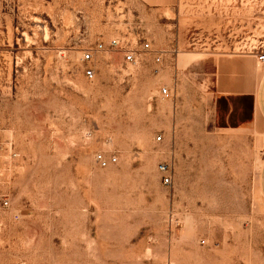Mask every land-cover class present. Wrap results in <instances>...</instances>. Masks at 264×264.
<instances>
[{
    "label": "rangeland",
    "instance_id": "1",
    "mask_svg": "<svg viewBox=\"0 0 264 264\" xmlns=\"http://www.w3.org/2000/svg\"><path fill=\"white\" fill-rule=\"evenodd\" d=\"M226 3L264 44V0H0V264H264V127L218 92L262 62L213 43Z\"/></svg>",
    "mask_w": 264,
    "mask_h": 264
},
{
    "label": "crops",
    "instance_id": "2",
    "mask_svg": "<svg viewBox=\"0 0 264 264\" xmlns=\"http://www.w3.org/2000/svg\"><path fill=\"white\" fill-rule=\"evenodd\" d=\"M163 7L170 8L174 6L176 3H181V0H161ZM247 3L243 1L240 3L238 8H243ZM230 7L231 11L236 8L233 3H226V5H215L213 9V17L210 21L211 31H215L213 33V43H219L223 45H229L231 47V51L236 54H242L237 52L235 47L239 44L237 40L226 39L221 34L223 31L225 35L228 32H232L235 28L233 22L236 21L235 18L230 15H225L227 9ZM220 9V10H219ZM224 10V11H222ZM214 19V21H213ZM239 27L244 29V25L248 26V19H243ZM200 23L202 20H199ZM233 21V22H232ZM238 27V25H236ZM238 30V29H237ZM219 37V38H218ZM224 39V40H223ZM228 39V40H227ZM222 41V42H220ZM215 46V44H214ZM253 57V56H251ZM255 57V56H254ZM252 59L249 57H244L241 55H232L229 61L228 66L226 67V71L230 73V77L227 79H222L218 81L219 93L221 96L225 97L228 101L229 108L231 109L230 115L236 116L237 124H231L230 119L228 120V127L226 130H234V131H251L250 129L254 125V119H258L259 122L262 123L264 127V61L262 62L261 67H254L251 69V65H249ZM250 67V68H249ZM251 100L252 103V113L250 116L245 117L244 115V105ZM234 121V120H233ZM254 135V134H253ZM264 135V129H263ZM258 139V136L253 137V141ZM263 152V150H262ZM257 187L260 193L261 198L264 201V154L262 153V160L260 163L258 177H257Z\"/></svg>",
    "mask_w": 264,
    "mask_h": 264
},
{
    "label": "built area",
    "instance_id": "3",
    "mask_svg": "<svg viewBox=\"0 0 264 264\" xmlns=\"http://www.w3.org/2000/svg\"><path fill=\"white\" fill-rule=\"evenodd\" d=\"M235 20L236 21H234V22L232 21V22L234 24L238 25V27H236V25H235V28H237L238 30L234 29L232 32H228L226 35L227 38L228 39L231 38L234 41L237 40L239 42V44L235 47L237 52H240L242 54H253V55H256L260 61H264V44H262V43L259 45L252 44L250 41V38L254 37L253 35H251L252 33H250L248 31V28L246 27V25H244L245 26L244 29H241V27H239L242 20H240V19H235ZM248 35H251V36H248ZM100 48H102V45L98 46V49H100ZM145 48L147 50L150 49V45L146 44ZM95 50L94 49L86 50L83 54V60H85V61L91 60L93 58V53ZM162 56H163V53L162 54L156 53V57H155L156 62L160 63L162 60ZM125 60L127 62H133L135 60L134 53L132 51L128 52L126 54ZM85 76L88 79H93L95 76L94 69L91 67L86 68L85 69ZM161 95L163 96V98L168 99L171 97V90L167 87H163L161 89ZM263 154H264V148H263ZM97 159H98L99 163L104 167L107 166L109 163V161H107V159H105V157H103L102 154H99L97 156ZM111 161L116 162L117 158L114 157ZM160 171L163 174L162 180H163L164 184L169 186L172 182V177L170 174L169 165H167V164L160 165ZM203 243H205V242H203Z\"/></svg>",
    "mask_w": 264,
    "mask_h": 264
}]
</instances>
